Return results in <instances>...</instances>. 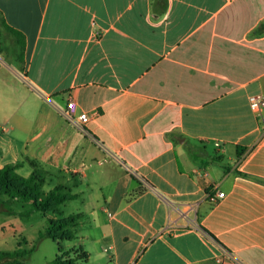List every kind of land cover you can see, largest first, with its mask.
<instances>
[{
  "label": "crops",
  "instance_id": "1",
  "mask_svg": "<svg viewBox=\"0 0 264 264\" xmlns=\"http://www.w3.org/2000/svg\"><path fill=\"white\" fill-rule=\"evenodd\" d=\"M0 11V168L69 178L87 264H264V0Z\"/></svg>",
  "mask_w": 264,
  "mask_h": 264
},
{
  "label": "trees",
  "instance_id": "2",
  "mask_svg": "<svg viewBox=\"0 0 264 264\" xmlns=\"http://www.w3.org/2000/svg\"><path fill=\"white\" fill-rule=\"evenodd\" d=\"M0 17V28L7 29L15 36L17 45L23 52L25 35L10 28L5 23L1 11ZM33 167L34 172L28 177L17 173L19 165L8 164L0 168V210H5L6 207L9 213L12 212L9 205L16 199L31 202L36 211L48 217V226L40 234V239L50 238L60 244V253L50 264H87L88 255L80 248L65 249L61 245L62 242H72L77 239L76 229L80 226L83 215L80 213L63 215V206L77 200L80 195L67 189L63 184H57L50 191L45 190L47 177L38 171L37 165L33 164ZM141 192L143 190L139 191ZM5 196L8 199H5ZM33 250L1 252L0 264H28L23 259L28 257Z\"/></svg>",
  "mask_w": 264,
  "mask_h": 264
},
{
  "label": "rangeland",
  "instance_id": "3",
  "mask_svg": "<svg viewBox=\"0 0 264 264\" xmlns=\"http://www.w3.org/2000/svg\"><path fill=\"white\" fill-rule=\"evenodd\" d=\"M0 35L2 36L1 43H4V30L2 28H0ZM2 56L8 61L12 60L5 52ZM38 171L47 177L45 190L50 191L53 188V184L49 182L50 177L41 169H38ZM20 174L29 176L25 170L21 171ZM68 180L69 178L66 177L60 178L58 184L68 186ZM4 198L8 199L7 196ZM9 209L12 212L9 213L6 207L5 210H0V253L34 249L23 261L28 264H50L60 253V244L50 238L40 239V234L48 226V217L42 212L36 211L31 202H24L19 199L13 200L9 205ZM79 212L77 202H69L66 206H63V215ZM85 221L87 222L86 219H83L82 222ZM88 231L87 226L78 227L76 229L78 238L72 242H62L61 245L65 249L69 247L79 248L80 246L83 249H88V240L83 238Z\"/></svg>",
  "mask_w": 264,
  "mask_h": 264
},
{
  "label": "built area",
  "instance_id": "4",
  "mask_svg": "<svg viewBox=\"0 0 264 264\" xmlns=\"http://www.w3.org/2000/svg\"><path fill=\"white\" fill-rule=\"evenodd\" d=\"M250 106L253 110L259 113L262 116L264 121V95L263 94H254L250 97ZM78 115V119L81 123L86 124L90 121L91 115L87 112L78 113V104L74 97H71L67 106V110L65 111V116L70 120H76V116ZM220 198L224 197V194H219ZM210 199L213 202L217 201L216 197L210 195Z\"/></svg>",
  "mask_w": 264,
  "mask_h": 264
}]
</instances>
